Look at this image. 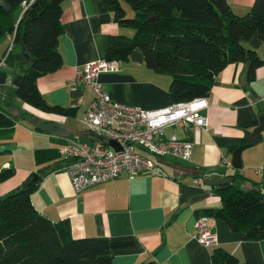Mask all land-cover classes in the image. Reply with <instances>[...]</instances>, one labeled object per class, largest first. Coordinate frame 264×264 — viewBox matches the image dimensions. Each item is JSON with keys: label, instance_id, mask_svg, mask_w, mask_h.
Masks as SVG:
<instances>
[{"label": "crops", "instance_id": "1", "mask_svg": "<svg viewBox=\"0 0 264 264\" xmlns=\"http://www.w3.org/2000/svg\"><path fill=\"white\" fill-rule=\"evenodd\" d=\"M253 2L227 0L237 16L246 15ZM62 7L59 52L64 64L39 79L38 89L49 104L74 109V116L46 113L17 97L15 81L29 64L12 35L0 40V106L15 121L13 129L0 130V172L15 171L11 179L0 183V199L32 175H42L32 195L35 209L52 222L68 221L74 239H107L115 264H212L217 248L233 255L237 264H264V240L246 241L242 232L231 231L224 221H211L216 245L207 247L194 238L201 211L221 206L215 190L204 184L206 177H228L243 191L264 193V131L258 144L241 152L240 169L225 164L231 162L228 148L244 144L246 133L256 129L264 116V41L254 36L243 44L263 63L252 82L247 81L242 63L229 64L217 75L207 97L209 108L201 112L207 126L165 129L166 137L176 134L194 143L191 161L142 153L156 162L164 176L141 172L131 179L122 174L76 194L61 149L70 140L93 146L107 143L80 120L94 93L85 85L74 86L76 72L87 63L105 60L112 37H131L135 31L119 26L104 0H65ZM99 81L111 99L121 104L154 111L175 103L172 77L149 69L139 49L129 61L120 62L118 72L102 73ZM198 180L203 183L197 185Z\"/></svg>", "mask_w": 264, "mask_h": 264}, {"label": "trees", "instance_id": "2", "mask_svg": "<svg viewBox=\"0 0 264 264\" xmlns=\"http://www.w3.org/2000/svg\"><path fill=\"white\" fill-rule=\"evenodd\" d=\"M5 1L10 11L2 6ZM0 1V40L10 34L14 43L31 56L16 95L24 103L50 114L74 116L75 110L49 104L38 89L42 77L63 67L59 40L65 0ZM119 26L135 31L109 41L106 60L127 62L142 51L146 66L172 77L175 103L210 96L217 75L229 64L242 63L252 82L262 61L243 44L252 37L264 41V0H254L244 16L233 13L227 0H104ZM135 13L128 18L122 3ZM15 121L0 106V130H11ZM245 143V140L242 141ZM14 169L0 172V183ZM43 176L32 175L20 188L0 199V264H115L109 241L74 239L68 221L52 222L32 202ZM220 208L200 216L224 221L246 241L264 240V193L243 191L235 184L213 188ZM212 264H237L222 248L213 250Z\"/></svg>", "mask_w": 264, "mask_h": 264}, {"label": "built area", "instance_id": "3", "mask_svg": "<svg viewBox=\"0 0 264 264\" xmlns=\"http://www.w3.org/2000/svg\"><path fill=\"white\" fill-rule=\"evenodd\" d=\"M119 70V61L105 59L87 63L76 72L74 86L85 85L94 93V100L81 116L82 124L107 143L113 140L120 146V150H115L107 143L93 146L87 142L67 141L61 149V156L76 194L117 179L122 174H127L131 179L141 172L164 176L156 162L142 153L189 162L194 143L182 140L176 134L166 137L165 129L185 124L207 126V120L201 115L203 110L209 108L207 98L174 103L154 111L113 101L99 77L102 73H116ZM225 164L231 166L228 162ZM255 173L259 174L260 170H255ZM202 183V180L196 181L197 185ZM211 221L210 217L200 216L194 224V238L207 247L217 243V237L211 231Z\"/></svg>", "mask_w": 264, "mask_h": 264}, {"label": "water", "instance_id": "4", "mask_svg": "<svg viewBox=\"0 0 264 264\" xmlns=\"http://www.w3.org/2000/svg\"><path fill=\"white\" fill-rule=\"evenodd\" d=\"M3 1V0H0ZM2 6L6 9V11H10V6L3 1ZM25 57L29 65H31V56L28 53H25ZM22 82V76L17 78L15 81V86H20ZM264 131V116L259 118V126L254 129L251 133H246V141L244 144L237 146L232 145L228 148V152L231 153V167L233 169H240L241 161H240V154L243 150L250 147L251 145H256L262 140L261 133ZM108 146L114 148L115 150H120V146L116 141H109ZM127 175V174H126ZM128 176V175H127ZM204 184L211 188H216L224 185H229L233 183V179L228 177H221L213 175L211 177H206L204 180Z\"/></svg>", "mask_w": 264, "mask_h": 264}, {"label": "rangeland", "instance_id": "5", "mask_svg": "<svg viewBox=\"0 0 264 264\" xmlns=\"http://www.w3.org/2000/svg\"><path fill=\"white\" fill-rule=\"evenodd\" d=\"M124 6H125V7L129 10V12H130V14L127 15V17H128V18H133L134 15H135V13H134V11L132 10V8H131L129 5H127V4H124ZM133 32H134V31H133ZM134 34H135V32H134ZM134 34H133L131 37H133ZM240 190H241V189H240Z\"/></svg>", "mask_w": 264, "mask_h": 264}]
</instances>
